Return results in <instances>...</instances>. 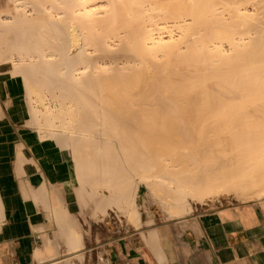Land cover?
Returning a JSON list of instances; mask_svg holds the SVG:
<instances>
[{
    "label": "bare ground",
    "instance_id": "6f19581e",
    "mask_svg": "<svg viewBox=\"0 0 264 264\" xmlns=\"http://www.w3.org/2000/svg\"><path fill=\"white\" fill-rule=\"evenodd\" d=\"M10 1L0 61L24 77L28 95L57 102L34 112L39 126L71 151L86 182L113 189L105 206L127 213L134 173L172 217L251 196L221 187L222 176L201 187L206 171L179 176L155 158L193 153L199 163L222 140L228 151L264 152V0Z\"/></svg>",
    "mask_w": 264,
    "mask_h": 264
},
{
    "label": "crops",
    "instance_id": "0c3cea01",
    "mask_svg": "<svg viewBox=\"0 0 264 264\" xmlns=\"http://www.w3.org/2000/svg\"><path fill=\"white\" fill-rule=\"evenodd\" d=\"M10 8L0 0L1 14ZM11 73L0 61V264H264V201L168 217L134 173V206L106 207L113 189L87 184Z\"/></svg>",
    "mask_w": 264,
    "mask_h": 264
},
{
    "label": "rangeland",
    "instance_id": "374dc122",
    "mask_svg": "<svg viewBox=\"0 0 264 264\" xmlns=\"http://www.w3.org/2000/svg\"><path fill=\"white\" fill-rule=\"evenodd\" d=\"M20 1L22 0H19L18 2ZM12 2L10 1V7H11L10 10L6 11L7 14H5L7 17L11 15V13H14L16 9L15 6L13 7L14 2L13 3ZM25 9L29 10V8L27 7ZM28 12L29 11H27V13ZM5 15L3 18L6 17ZM27 95H28V90H27ZM42 95L47 100L45 98L43 99ZM42 95L39 96L34 92L29 93L28 96H29L30 102L34 105V108H38L39 110L41 109L44 111L45 106H46V109L49 106L50 107L48 108L49 110L50 109L52 110L54 108V110L57 111L56 109L58 105L57 102L55 101L54 103L53 102L54 100H51L46 92H44ZM230 145L229 144L227 145L226 141H223V140L220 142H216L215 149L220 153H218L214 157H212L211 154H208L204 158H201V157L195 158V160H197L199 163H196V161L195 162L193 161V158H192L193 153H183L181 156L177 158H174L170 156L169 153H166V154L161 155L158 158H155L161 163L162 167H164L163 171H168V172H171L172 174L174 173L179 176L183 174L184 176H189L191 178H197V175L200 177L206 176L202 173V171H206L208 173L207 174L208 176L206 177L208 182H204L201 187H208L210 184H213V183H209L210 181H212L213 179H217V177L220 178L222 176L221 180L219 181L221 182V185H220L221 187L223 186L229 187L233 190L234 188H237L239 186L240 188H243L246 192L251 194V196L248 195V198H240V200L238 199V197H236L238 199L236 200L234 199L235 196L228 195L227 196L228 198L224 196L223 199H221L220 197V198L210 200V201L207 200L204 203H194L193 204L194 206H192V210L189 213H186V214L184 213L185 215L195 214V213L203 211L206 208H209L215 205L225 204V203L232 204V203H239V202H245V201H264V152L256 151L254 153V152L249 151L246 153L239 154L235 151H228V150L234 149V147ZM227 151L233 152L234 155H227L226 154ZM226 159L234 161V162H238L239 167L234 170L230 167H227L228 165L224 164L221 167L214 169L215 164H217L218 166L219 164L218 162H225ZM199 166H201V169L198 168ZM213 174L216 177L213 176ZM246 181L248 183H246ZM251 181H253L254 183H251ZM148 187L147 189L150 190V188ZM132 189H135V187H133ZM135 190H137V188ZM149 190L147 191L149 202L158 205L162 209L163 213L166 216H168L169 214L161 207V205L157 202V200L153 198L154 196L151 194V191L149 192ZM230 198H233V199H230ZM208 202H211V203L208 204ZM132 203L134 204L133 201ZM202 204H205V205H202ZM135 213H136V210H135ZM184 214L182 213V215L180 216H185ZM135 215L137 216V214ZM170 217H172V215H170Z\"/></svg>",
    "mask_w": 264,
    "mask_h": 264
}]
</instances>
